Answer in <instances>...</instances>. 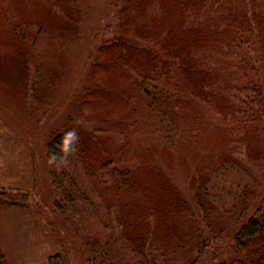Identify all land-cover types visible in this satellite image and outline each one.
I'll list each match as a JSON object with an SVG mask.
<instances>
[{"label":"trees","instance_id":"trees-1","mask_svg":"<svg viewBox=\"0 0 264 264\" xmlns=\"http://www.w3.org/2000/svg\"><path fill=\"white\" fill-rule=\"evenodd\" d=\"M119 1L113 23L95 35L90 62L93 78L104 87L114 83L119 91L113 96L104 95L112 88L96 92L81 106L83 110L120 133L139 110L146 121L151 112L167 122L169 129L160 124L158 130L168 143L180 131L185 139L213 151L236 136L250 134L251 128L264 131V0ZM51 2L36 3V14L42 17L32 25L33 43L28 46L22 37L28 27L22 22L28 0H0V88L12 90L15 96L28 95L30 69L39 72L37 49L42 40L72 31L56 11L40 5ZM41 82L50 87L47 78L37 82L47 88ZM56 82L51 80V85ZM135 101L145 103L148 112L131 109ZM195 105L215 108L205 111L207 117L218 119L209 134L180 125L187 119L184 113ZM61 137L47 145L54 165L65 155ZM71 148L102 204L114 215L116 235L110 242H122L139 256V264H158L160 257L166 264L174 258L176 264H264V196L244 222L236 204L220 211L210 187L223 166L221 160L192 176L196 199L192 204L157 164L133 167L103 127L80 135ZM168 154L170 163L171 153L165 148L167 163ZM29 197L27 191L0 186V208H26ZM216 219L229 220L234 232L228 238L222 231L202 228L208 222L213 229L210 224ZM91 246L94 255L103 248L97 241ZM0 264H9L1 245Z\"/></svg>","mask_w":264,"mask_h":264},{"label":"rangeland","instance_id":"rangeland-1","mask_svg":"<svg viewBox=\"0 0 264 264\" xmlns=\"http://www.w3.org/2000/svg\"><path fill=\"white\" fill-rule=\"evenodd\" d=\"M38 1L28 0L30 7L22 20L28 25L22 36L28 46L33 43L34 23L42 17L36 14ZM119 4V0H52L48 6L40 4L45 11L51 7L52 12L62 16L72 31L66 36L42 40L37 49L39 72L30 69L26 98L20 94L15 96L8 88H0V186L27 191L30 200L26 209L33 210L32 213L25 209L12 214L0 213V245L9 264H105L102 259L113 260L112 264H139V256L122 242H110L116 235L111 222L114 215L102 204L82 163L73 156L75 151L71 146L78 142L80 135H88L100 127L104 134L113 137L118 152L133 167L157 164L192 204L196 200L191 190L192 176L218 160L223 166L210 191L220 211L236 204L235 211L238 215L243 213L240 222H244L264 196V131L261 128H251L250 134L236 136L226 147L213 151L185 139L180 131L168 143L158 130L160 124L169 129L167 122L156 119L145 103L135 101L131 109L137 107L148 112L150 119L146 121L139 110L134 119L126 121L123 133L108 129L82 109L96 92L112 88L104 95L113 96L119 89L113 87L114 83L110 87L102 86L93 78L90 67L95 35L113 23L114 10ZM43 77L50 87L46 82L41 83L47 88L37 83ZM51 80H57L55 86L51 85ZM212 109L215 108L211 105L192 106L184 113L187 119L180 122L181 127L209 134L218 122L205 115ZM72 133L74 137L70 136ZM59 135H62L60 149L64 150L67 139L69 151L61 155L63 161L60 159L54 165L48 158L47 145ZM165 148L171 153L170 163L167 155L169 164L163 159ZM246 206L248 211H245ZM229 223V220L216 219L210 224L213 229H209L208 222L202 228L216 233L222 231L228 238L234 232ZM46 238L50 246L45 244ZM93 241L103 247L95 255ZM51 249L58 253V257H50H57L53 261L48 259ZM177 262L174 258L170 264ZM158 264L166 263L160 257Z\"/></svg>","mask_w":264,"mask_h":264},{"label":"crops","instance_id":"crops-1","mask_svg":"<svg viewBox=\"0 0 264 264\" xmlns=\"http://www.w3.org/2000/svg\"><path fill=\"white\" fill-rule=\"evenodd\" d=\"M0 209H1L0 213H1L2 215H4V211H7V212H9L10 214H12L13 212H18L19 209H25V212H27V213H32V212H33L32 208H31V209H26V208H20V207H1ZM44 242H45L46 245H49V246L51 245L49 239H47V238L44 240ZM1 247H2V246H1ZM2 249H3V248H2ZM3 251H4V249H3ZM4 254H6V253L4 252ZM57 254H58V253H57L56 251H54V249H51V251H50L49 254H48V259H49L50 257H52V256H58ZM5 256H6V259H8V258H7V255H5ZM8 263H9V262H8Z\"/></svg>","mask_w":264,"mask_h":264},{"label":"clouds","instance_id":"clouds-1","mask_svg":"<svg viewBox=\"0 0 264 264\" xmlns=\"http://www.w3.org/2000/svg\"><path fill=\"white\" fill-rule=\"evenodd\" d=\"M74 135H75L74 133L70 134V136H73V137H74ZM67 144H68V140L65 139V141H64V151L65 152L69 151ZM52 160H55V157H52Z\"/></svg>","mask_w":264,"mask_h":264}]
</instances>
